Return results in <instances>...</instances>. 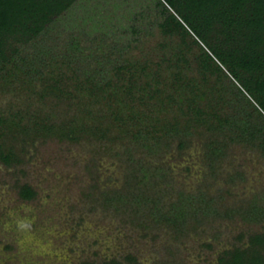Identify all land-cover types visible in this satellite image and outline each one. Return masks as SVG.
<instances>
[{
    "label": "rangeland",
    "instance_id": "1",
    "mask_svg": "<svg viewBox=\"0 0 264 264\" xmlns=\"http://www.w3.org/2000/svg\"><path fill=\"white\" fill-rule=\"evenodd\" d=\"M158 1L78 0L22 50L28 62L36 60L29 69L41 66L36 57L44 52L51 63L47 70L70 75L80 67L83 78L94 71L98 81L110 80L111 86L131 80L126 67L118 73L115 66L147 65L135 81L149 80L156 95L146 105L135 101L147 116L120 124H111L112 116L96 118L109 127L103 138L90 131L79 140L52 135L24 148L13 140L22 162L8 166L0 160V264H219L224 250L244 246L250 234L264 231V217L252 215L255 207L264 210L261 139H231L228 129L209 130L208 123L192 120L187 102L176 101L180 95L169 102L175 53L185 46L178 36L162 34ZM195 52L198 47L189 53L193 65ZM30 78L13 63L0 70V113L38 109L61 121L78 112L77 99L40 101L43 85ZM81 96L91 97L87 92ZM76 115L80 126L94 120L81 111ZM168 122L178 123L177 132L166 129ZM181 140L186 142L182 149ZM211 140L224 152L213 167L207 148ZM25 183L37 191L32 200L20 196ZM202 193L200 202L190 200ZM181 201L188 216L176 222L162 217L168 212L175 219Z\"/></svg>",
    "mask_w": 264,
    "mask_h": 264
},
{
    "label": "trees",
    "instance_id": "2",
    "mask_svg": "<svg viewBox=\"0 0 264 264\" xmlns=\"http://www.w3.org/2000/svg\"><path fill=\"white\" fill-rule=\"evenodd\" d=\"M77 1L0 0V70L13 63L15 68L30 75V81L39 80L43 85L39 91L40 101H45L49 96L56 99L55 104L77 99L73 102L78 109L76 114L81 111L83 115L94 118L91 124L85 122L86 126H80L76 114L68 120L52 121L51 113L42 115L38 109L30 113L22 109H10L7 115L0 113V160L8 166L22 162L13 140L20 141V146L24 148L29 142L44 140L52 135H57L61 140H79L82 132L90 131L95 137L103 138L107 136L109 127L96 123V118L112 116L114 121L111 124L116 121L120 124L144 116L145 112L135 101L146 105V99L156 95L149 80L142 84L135 81V76L145 71L147 65L139 67L133 62L114 67L118 73L126 67L131 78L129 84L116 86H111L110 80L105 83L98 81L92 73L94 71L84 73L83 78L80 67H74L70 75L47 70L51 63L44 52L36 57L41 66L27 68L36 60L31 58L32 63L28 62L29 56H23L22 50L33 44L49 24ZM158 5L161 7L158 25L162 34L165 38L178 36L185 46L179 53H175V81L171 85L174 91L169 94V102L175 100V94H178L180 99L176 101L181 105L187 102L188 111L194 112L192 120L208 123L209 130L228 129L229 136L234 140L239 138L256 142V139H261L259 145L264 146V0H159ZM195 47H198L199 52L194 54L196 65H193L189 53ZM67 63L71 64L70 61ZM10 72L11 68L7 72L9 75L4 76L5 79L10 78ZM25 82L29 80L25 79ZM157 90L158 87L154 91ZM84 92L91 96L88 100L81 96ZM141 92H146L148 97ZM205 99H208V108L200 105ZM98 104L100 107L94 108ZM226 107L234 111L224 113ZM27 114L29 117L25 121ZM204 114L215 116L216 120L210 123L208 118L203 117ZM17 116L19 119H16ZM168 125H165L166 129L177 132L178 123L168 122ZM211 141L207 148L209 157L213 155L210 158L213 167L216 159L224 152L221 145H216L215 140ZM179 147H186V142L181 140ZM19 193L25 200L37 196L34 187L27 183L20 186ZM198 196L196 198L191 195L190 200L197 199L200 202L205 194ZM203 202L209 208L210 202ZM184 204L181 201L177 206L180 212L175 219L168 212L161 214L162 217L172 221L179 217L185 218L188 215L185 207H181ZM255 209L253 216L257 219L264 217V210L261 212V209ZM225 215L230 217L231 213L227 211ZM127 260L137 262L132 255H128ZM218 262L264 264V231L250 234L244 246L224 250ZM116 263L115 260L111 261V264ZM80 264L92 262L86 260Z\"/></svg>",
    "mask_w": 264,
    "mask_h": 264
}]
</instances>
